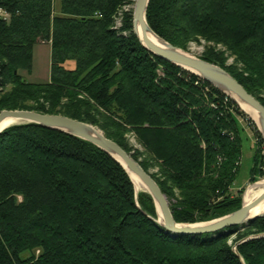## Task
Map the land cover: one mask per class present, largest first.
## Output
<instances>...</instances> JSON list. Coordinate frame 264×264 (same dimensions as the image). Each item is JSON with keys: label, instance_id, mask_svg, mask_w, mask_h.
<instances>
[{"label": "trees", "instance_id": "1", "mask_svg": "<svg viewBox=\"0 0 264 264\" xmlns=\"http://www.w3.org/2000/svg\"><path fill=\"white\" fill-rule=\"evenodd\" d=\"M135 2L0 0V111L94 124L150 172L177 222L226 215L243 204L244 189L233 191L242 120L258 140L252 181L264 176V137L226 92L141 43ZM146 17L184 50L213 42L199 57L264 105V0H150ZM40 41L51 45V77L28 81ZM157 220L151 194L96 144L34 122L0 133V264H264V216L189 235Z\"/></svg>", "mask_w": 264, "mask_h": 264}, {"label": "water", "instance_id": "2", "mask_svg": "<svg viewBox=\"0 0 264 264\" xmlns=\"http://www.w3.org/2000/svg\"><path fill=\"white\" fill-rule=\"evenodd\" d=\"M149 2L150 0H136L132 13L133 31L138 36L141 43L160 58L177 64L220 88L231 96L241 108L240 102H243L257 111L259 113L260 124L256 122L249 112L242 108L256 122L264 137V105L260 100L251 94L225 68L201 57L194 56L156 34L148 24L146 17V10ZM138 26L141 27L142 37L138 31ZM148 32H153L160 38L162 43L158 44L153 42L149 38ZM9 116L19 117L26 120L25 122H34L49 128L68 132L106 150L124 166L129 175L130 172L128 168L139 176L141 181L146 185V191L151 194L156 204L158 215L162 216V225L172 234L189 235L218 232L229 226L247 224L254 218L264 215V212L252 214L253 209L264 200L263 191L257 198L248 204L243 203L240 208L221 217L204 222H177L173 216L166 194L162 191L152 175L144 169L131 153L125 150L116 141L107 137L98 126L65 115L48 114L27 109H3L0 111V133L10 126L3 125L4 121ZM234 249L237 251L236 245Z\"/></svg>", "mask_w": 264, "mask_h": 264}, {"label": "rangeland", "instance_id": "3", "mask_svg": "<svg viewBox=\"0 0 264 264\" xmlns=\"http://www.w3.org/2000/svg\"><path fill=\"white\" fill-rule=\"evenodd\" d=\"M55 6L57 8L58 0H55ZM211 44H213V42H210V41L207 42V41H205V39H201L200 41H191V42H189L186 51H188L189 53H191L194 56L199 57L202 55V53L206 49V46L211 45ZM216 48L217 49L221 48L222 50L225 49V47L222 45H216ZM232 60H233V58L229 59L230 62H232ZM68 65L74 66V62L70 61V64H68ZM22 73L24 74V76L26 77V79L28 81L40 82V81H47L50 79V77H51V45L49 42L40 41L39 43H37L34 46L32 71H31V73H28L26 71H23ZM8 89H10V86L7 87V90ZM57 115H62V114H57ZM242 121H243V124L245 127V135H246L247 139L244 141V144H243V154H242L241 161H240L241 162L240 163V170H239V174L237 176V179L234 183L233 191L236 192L240 188L244 189L243 190L244 191L243 192V199H244V195L246 194V192L248 190H250L254 186L264 182V176L258 175L256 178L257 180L252 181V178L250 175L251 166L253 165V159L252 158H253L254 152L256 151L258 140L254 134L253 127L247 121H245V120H242ZM126 136H127L128 140L130 141L131 144H133L137 148L143 149L142 146L139 143H137L136 137L133 133H131V132L127 133ZM155 170H156L155 168L152 169V171H155ZM257 182H258V184L254 185ZM139 191H145V190L143 189V190H139ZM216 218H218V217H216ZM210 220H212V219H210ZM201 222H204V221H201ZM241 229H243V228H241Z\"/></svg>", "mask_w": 264, "mask_h": 264}, {"label": "bare ground", "instance_id": "4", "mask_svg": "<svg viewBox=\"0 0 264 264\" xmlns=\"http://www.w3.org/2000/svg\"><path fill=\"white\" fill-rule=\"evenodd\" d=\"M138 31L140 33V36L142 37L143 35H142V30H141V27L140 26H138ZM148 36H149V38L153 42L158 43V44L159 43H162V41L160 40V38L158 36H156L153 32H148ZM240 104H241L242 108L245 109L247 112H249L250 115L256 120V122L260 124V121H259V113L257 111H255L254 109H252L251 107H249L247 104L243 103V102H240ZM25 121L26 120H24L22 118H19V117L9 116V117L6 118V120L4 121L3 125H11V124L13 125V124H18V123H26ZM128 170L130 172L131 178H132V180H133V182L135 184L136 189L137 190H143L144 189L146 191V185L141 181V179L139 178V176L137 174H135L133 171H131L129 168H128ZM256 184H258V182L255 183L254 185H256ZM263 191H264V182L261 183V184H258L256 186H254L252 189L248 190L246 192V194L244 195L243 203L248 204L249 202H251L252 200H254L255 198H257ZM259 212H264V200L261 201L253 209L252 214H256V213H259ZM262 216H264V215H262ZM157 221L158 222L160 221L161 223L160 222L159 223L162 225L163 219H162V216L161 215H158V220ZM233 226H237V225H233ZM229 227H232V226H229Z\"/></svg>", "mask_w": 264, "mask_h": 264}]
</instances>
